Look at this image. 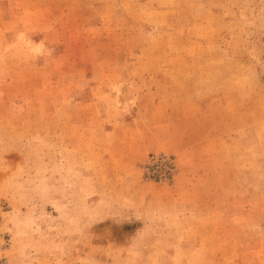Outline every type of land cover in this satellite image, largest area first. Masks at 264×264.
<instances>
[{
  "label": "rangeland",
  "instance_id": "374dc122",
  "mask_svg": "<svg viewBox=\"0 0 264 264\" xmlns=\"http://www.w3.org/2000/svg\"><path fill=\"white\" fill-rule=\"evenodd\" d=\"M0 264H264V0H0Z\"/></svg>",
  "mask_w": 264,
  "mask_h": 264
}]
</instances>
